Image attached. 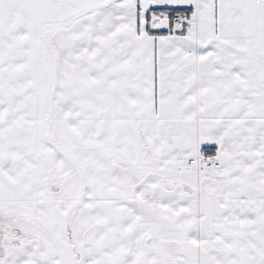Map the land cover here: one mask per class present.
<instances>
[{
	"label": "snow or ice",
	"instance_id": "snow-or-ice-1",
	"mask_svg": "<svg viewBox=\"0 0 264 264\" xmlns=\"http://www.w3.org/2000/svg\"><path fill=\"white\" fill-rule=\"evenodd\" d=\"M0 264H264V0H0Z\"/></svg>",
	"mask_w": 264,
	"mask_h": 264
}]
</instances>
